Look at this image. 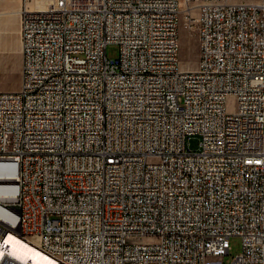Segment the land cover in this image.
<instances>
[{"label":"built area","instance_id":"2783aa9c","mask_svg":"<svg viewBox=\"0 0 264 264\" xmlns=\"http://www.w3.org/2000/svg\"><path fill=\"white\" fill-rule=\"evenodd\" d=\"M28 1L0 91V264H33L14 236L53 264H264V0Z\"/></svg>","mask_w":264,"mask_h":264},{"label":"rangeland","instance_id":"374dc122","mask_svg":"<svg viewBox=\"0 0 264 264\" xmlns=\"http://www.w3.org/2000/svg\"><path fill=\"white\" fill-rule=\"evenodd\" d=\"M19 8L23 7L22 0H16ZM53 0H29L27 8L29 9H47L51 7ZM198 37L196 29H189L181 22L180 27V60L183 68H192L198 60ZM109 58H116L119 53V47L116 44H109L106 48ZM21 83V52L19 28L3 24L0 16V91L17 90ZM235 105V99L229 97L227 107L232 108ZM189 148L197 150L199 138L197 136L188 140ZM230 254L223 257L222 262L229 263L233 256L241 252L240 237L230 238Z\"/></svg>","mask_w":264,"mask_h":264},{"label":"bare ground","instance_id":"6f19581e","mask_svg":"<svg viewBox=\"0 0 264 264\" xmlns=\"http://www.w3.org/2000/svg\"><path fill=\"white\" fill-rule=\"evenodd\" d=\"M54 1V0H53ZM12 246L15 249V253L21 257H30L33 261V264H53L54 261L38 249H35L25 241L13 237Z\"/></svg>","mask_w":264,"mask_h":264},{"label":"crops","instance_id":"0c3cea01","mask_svg":"<svg viewBox=\"0 0 264 264\" xmlns=\"http://www.w3.org/2000/svg\"><path fill=\"white\" fill-rule=\"evenodd\" d=\"M22 2V1H21ZM20 9L16 0H0V16L3 24L20 25Z\"/></svg>","mask_w":264,"mask_h":264}]
</instances>
